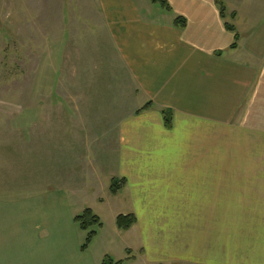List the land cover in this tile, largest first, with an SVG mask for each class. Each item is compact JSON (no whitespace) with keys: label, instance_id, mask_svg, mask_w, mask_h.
<instances>
[{"label":"crops","instance_id":"obj_1","mask_svg":"<svg viewBox=\"0 0 264 264\" xmlns=\"http://www.w3.org/2000/svg\"><path fill=\"white\" fill-rule=\"evenodd\" d=\"M112 1L107 27L144 98L138 105L151 104L121 123L114 177L127 183L108 193L134 206L117 217L137 222L118 228L128 235L120 248L103 239L102 225L83 249L82 210L70 205L78 201L45 195L33 216L7 219L20 221L7 227V244L0 237L9 264H264V0H223L224 18L217 0H168L171 11Z\"/></svg>","mask_w":264,"mask_h":264},{"label":"rangeland","instance_id":"obj_2","mask_svg":"<svg viewBox=\"0 0 264 264\" xmlns=\"http://www.w3.org/2000/svg\"><path fill=\"white\" fill-rule=\"evenodd\" d=\"M109 2L0 0V237L6 244L9 226L33 216L36 200L59 192L78 201L70 205L80 214L92 208L99 215L112 248L128 236L116 217L134 206L108 193L120 171L121 123L144 98L137 100L130 63L107 27ZM95 187L103 189L100 198ZM18 211L19 220L7 221ZM2 249L0 264H9Z\"/></svg>","mask_w":264,"mask_h":264},{"label":"trees","instance_id":"obj_3","mask_svg":"<svg viewBox=\"0 0 264 264\" xmlns=\"http://www.w3.org/2000/svg\"><path fill=\"white\" fill-rule=\"evenodd\" d=\"M154 3L160 4L164 9L171 11L172 7L168 0H152ZM217 3L220 8V14L224 18L226 16V6L223 0H217ZM186 19L184 17H177L175 20V24L178 26L185 27L186 26ZM226 28L230 31L236 32V28L234 25L226 23ZM239 39V34L236 32L235 35V42L232 47L237 46V41ZM150 103L146 104L142 108H140L137 113L147 109L150 107ZM165 123L168 127L172 126V119H173V111L171 109H164L163 110ZM127 183L126 178H117L114 177L111 181L110 191L113 195H116ZM76 223L80 225V228L84 231H87L86 240L82 246L83 249H86L93 241V239L97 235V229L103 225L101 218L91 209L87 208L84 210L82 214H79L75 217ZM137 222V218L134 214H120L117 217V226L121 230H129L135 223ZM123 261L115 262L112 258L106 257L104 259L103 264H122Z\"/></svg>","mask_w":264,"mask_h":264}]
</instances>
